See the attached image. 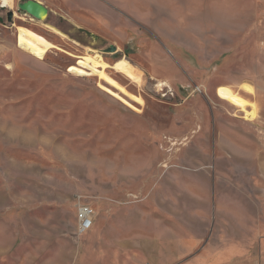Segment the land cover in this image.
<instances>
[{
	"label": "rangeland",
	"instance_id": "rangeland-1",
	"mask_svg": "<svg viewBox=\"0 0 264 264\" xmlns=\"http://www.w3.org/2000/svg\"><path fill=\"white\" fill-rule=\"evenodd\" d=\"M24 1L0 2V264H173L175 231L212 227L190 214L205 203L185 184L207 183L202 168L231 157L223 142L233 130L264 146V21L240 19L233 35L234 7L222 0L202 14L172 12L168 0H37L49 9L40 20L19 9ZM17 25L76 55L125 59L144 81L70 71L77 58L56 48L38 58L18 47ZM263 149L235 171L222 165L234 179L219 180L245 189L252 216ZM80 197L95 212L85 232Z\"/></svg>",
	"mask_w": 264,
	"mask_h": 264
},
{
	"label": "crops",
	"instance_id": "crops-1",
	"mask_svg": "<svg viewBox=\"0 0 264 264\" xmlns=\"http://www.w3.org/2000/svg\"><path fill=\"white\" fill-rule=\"evenodd\" d=\"M217 1L219 0H168V10L182 13L200 12L202 14L207 12L209 5L215 8L213 4ZM222 1H231L230 5L232 8L234 7V12L230 16L232 20L237 21V25L232 27L233 35L240 34V19H248L253 22L259 19L264 21V0ZM215 9L220 10L218 7ZM213 112L212 110V114ZM235 132L237 131L233 130V139L230 143L223 142L224 148H230L231 157L227 154L217 155L212 161V166L206 165L202 168L208 182L198 185L195 180H191L184 186L193 196L205 203L203 206L188 209L190 214L197 219L209 220L212 218L213 220L209 233L207 230L203 233L197 232L186 224L181 233L175 231L176 236H174L173 242L181 250L170 253L175 258L173 264H257V262L259 264V260L264 259V235H262L264 230V188L260 192L255 189L249 191V196L261 205V211L256 214L258 216H252L248 205L239 199L240 192H245V189H241L238 184L235 188H223L219 182L220 179L232 182L233 174L224 171L228 168H232L233 171L238 169L240 164L244 163L242 160H244L246 152H249L251 148H264L262 145L259 147L256 145L258 141L236 139ZM205 147V152H207L208 145ZM259 156L264 159V149L259 153ZM238 180L239 178H237ZM194 186H199L200 190L192 188ZM155 209L157 214L155 217L154 214L151 215L152 222L155 218L159 219V207L157 206ZM176 210L174 209L173 212L175 222L177 220ZM139 212H142L140 216L144 220L146 210L142 208V205L136 211L138 215ZM259 220L260 224L257 223ZM234 221L240 229H244L243 235L234 236L228 232L229 225L232 226ZM152 234V238H154L153 229ZM155 236H158V233ZM256 244L260 246L259 252L256 251Z\"/></svg>",
	"mask_w": 264,
	"mask_h": 264
},
{
	"label": "bare ground",
	"instance_id": "bare-ground-1",
	"mask_svg": "<svg viewBox=\"0 0 264 264\" xmlns=\"http://www.w3.org/2000/svg\"><path fill=\"white\" fill-rule=\"evenodd\" d=\"M12 1L13 0H1L0 2H2L4 7L12 8L14 6ZM17 30L18 47L38 58L43 59L52 49L55 48L60 49L61 51H64L73 57H76L77 62L71 66L70 71L80 74H89L90 72L92 74L101 76L107 71V69H114L117 73L123 74L128 79L140 85L144 81L143 72L125 59L116 60L112 63L108 61L101 53L76 55L64 49L63 47L58 46L45 34L32 27L26 25H17ZM231 92L233 95H236L232 90ZM236 96L241 101H247L238 95ZM248 114L250 115V113Z\"/></svg>",
	"mask_w": 264,
	"mask_h": 264
},
{
	"label": "water",
	"instance_id": "water-1",
	"mask_svg": "<svg viewBox=\"0 0 264 264\" xmlns=\"http://www.w3.org/2000/svg\"><path fill=\"white\" fill-rule=\"evenodd\" d=\"M19 9L40 20L46 19L49 15L48 7L37 0H26L21 2L19 4ZM13 14V11L9 12V19L11 21L13 20ZM106 51L116 52L118 51V47L116 45H111Z\"/></svg>",
	"mask_w": 264,
	"mask_h": 264
},
{
	"label": "built area",
	"instance_id": "built-area-1",
	"mask_svg": "<svg viewBox=\"0 0 264 264\" xmlns=\"http://www.w3.org/2000/svg\"><path fill=\"white\" fill-rule=\"evenodd\" d=\"M197 88L198 91L203 92V89L201 87H197ZM94 218H95L94 209L88 203L82 201L81 199L78 203V221H79L80 230L82 232L89 231L94 225Z\"/></svg>",
	"mask_w": 264,
	"mask_h": 264
}]
</instances>
